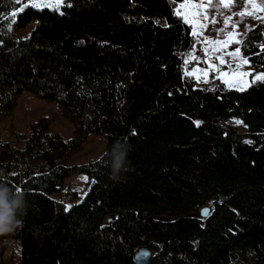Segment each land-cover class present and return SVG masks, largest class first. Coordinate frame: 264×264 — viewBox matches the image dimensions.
I'll list each match as a JSON object with an SVG mask.
<instances>
[{
  "label": "trees",
  "instance_id": "1",
  "mask_svg": "<svg viewBox=\"0 0 264 264\" xmlns=\"http://www.w3.org/2000/svg\"><path fill=\"white\" fill-rule=\"evenodd\" d=\"M180 1L21 0L19 12L0 0V117L11 126L28 90L72 125L65 138L41 116L28 134L12 130L14 143L0 141L4 182L28 203L21 226L0 235L20 243L7 264H138L140 246L145 264H264V78L233 88L187 77L194 36ZM262 46L264 20L239 42L260 74ZM89 134L106 137L104 151L68 164ZM116 140L131 146L119 179L107 155ZM75 172L89 183L78 201L62 184Z\"/></svg>",
  "mask_w": 264,
  "mask_h": 264
},
{
  "label": "rangeland",
  "instance_id": "2",
  "mask_svg": "<svg viewBox=\"0 0 264 264\" xmlns=\"http://www.w3.org/2000/svg\"><path fill=\"white\" fill-rule=\"evenodd\" d=\"M202 0H193L192 4H185V0L175 5V11L192 26V32L196 33L191 48L184 53V71L187 77L198 85L211 86L222 84L226 87L244 88L260 76L256 67L241 55L239 42L246 31L261 19H256L250 15H236L245 11H255L256 16L264 17V11L258 10L260 0L257 5L246 4V0H234L232 5L225 7L219 0H212L211 5L204 4L197 8L196 4ZM184 5V7H181ZM58 7L54 2L43 3L39 7ZM199 12V15L195 13ZM231 17L230 21L227 18ZM34 22H30L16 30L17 36H26ZM223 30V31H221ZM231 33V35H229ZM219 41V43H214ZM234 41H239L234 42ZM245 59L247 63H245ZM41 116H50V128L59 132L65 138L71 136V123L65 119L56 101H47L35 96L32 92L24 90L17 98L16 107L12 114V125L10 117L3 115L0 117V141L14 143L16 133L28 134L30 125ZM236 126L243 130V127L234 122ZM252 142V138L246 139ZM107 139L101 134H89L88 139L81 143L79 149L75 151L67 160L68 164L85 163L100 156L106 147ZM88 176L84 172H75L63 180V187H72L78 190V197L81 199L89 187ZM61 192L52 193L54 198L60 197ZM19 241L14 238L0 239V256L4 263H8L10 258L17 259L19 252Z\"/></svg>",
  "mask_w": 264,
  "mask_h": 264
},
{
  "label": "clouds",
  "instance_id": "3",
  "mask_svg": "<svg viewBox=\"0 0 264 264\" xmlns=\"http://www.w3.org/2000/svg\"><path fill=\"white\" fill-rule=\"evenodd\" d=\"M131 146L126 142L116 140L108 152V163L112 178L119 179L121 172L129 170L128 155ZM28 203L25 194L19 187L15 190L4 182L0 172V235L11 234L22 224V217L26 214ZM254 255V253H249Z\"/></svg>",
  "mask_w": 264,
  "mask_h": 264
},
{
  "label": "snow or ice",
  "instance_id": "4",
  "mask_svg": "<svg viewBox=\"0 0 264 264\" xmlns=\"http://www.w3.org/2000/svg\"><path fill=\"white\" fill-rule=\"evenodd\" d=\"M16 2L18 4H21V0H16ZM29 2L35 6V7H39L41 4L43 3H52L54 2L57 6L60 5L61 3L64 2V0H29ZM234 2V0H219V3L224 5L225 7H228L230 5H232V3ZM193 3V0H185V4H192ZM204 4H207V5H211L212 4V0H202V3H199V4H196V7L197 8H200V7H203ZM246 4H252L254 6L257 5V0H246ZM29 5L28 4H21L20 8H19V12H23L24 9L26 7H28ZM181 7H184V5H181ZM258 10L260 11H264V0H260V6L258 8ZM18 13L17 12H13L11 13V15L13 17H15ZM181 13L179 11H177V15H180ZM196 15H199V12L195 13ZM236 15H240V16H244V15H250V16H254L256 19H261V20H264V17H260V16H256V13L255 11H249L247 9H245V11L243 12H240V13H237ZM231 20V17H228L227 18V21H230ZM223 31V30H221ZM194 35L196 34L195 32L193 33ZM229 35H231V33H229ZM234 42H239V41H234ZM214 43H219V41H214ZM262 48H264V46H262ZM237 51H239V49H237ZM245 63H247V60L245 59L244 61ZM258 78H264V74H260V76ZM199 123V122H197ZM237 123H242L240 121H237ZM85 181H87V177H84L83 178ZM71 205L68 206V208H70ZM66 210H68L66 208ZM205 213H207V210H205Z\"/></svg>",
  "mask_w": 264,
  "mask_h": 264
},
{
  "label": "water",
  "instance_id": "5",
  "mask_svg": "<svg viewBox=\"0 0 264 264\" xmlns=\"http://www.w3.org/2000/svg\"><path fill=\"white\" fill-rule=\"evenodd\" d=\"M205 210H207V213H208L209 208L207 206H204L200 209V213L202 216L207 215V213H205ZM148 254H149V251L145 246L138 247L137 250L135 251V258L138 264H145Z\"/></svg>",
  "mask_w": 264,
  "mask_h": 264
}]
</instances>
